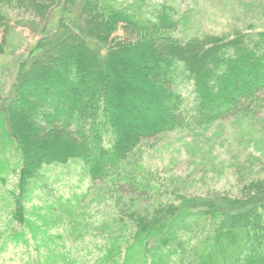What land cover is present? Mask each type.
Segmentation results:
<instances>
[{
	"label": "trees",
	"instance_id": "obj_1",
	"mask_svg": "<svg viewBox=\"0 0 264 264\" xmlns=\"http://www.w3.org/2000/svg\"><path fill=\"white\" fill-rule=\"evenodd\" d=\"M116 2L0 0V53L17 26L39 35L0 98L5 130L24 160L21 190L43 164L81 158L94 179L140 198L148 182L162 179L130 165L134 155L142 158L170 133L200 137L264 108V0L250 3L260 7L261 24L242 16L229 33L186 39L170 32L177 22L172 5L156 11L132 0L128 13ZM57 9L75 13L77 26L62 16L49 31ZM238 153L236 195L177 192L152 210L123 206L122 223L131 230L123 234L122 262L139 248L142 264H154L157 250L176 247L192 250L191 264H264V173L248 169L254 158ZM17 205L13 218L23 225Z\"/></svg>",
	"mask_w": 264,
	"mask_h": 264
},
{
	"label": "rangeland",
	"instance_id": "obj_2",
	"mask_svg": "<svg viewBox=\"0 0 264 264\" xmlns=\"http://www.w3.org/2000/svg\"><path fill=\"white\" fill-rule=\"evenodd\" d=\"M129 2L132 0H117L116 4H124L125 10ZM145 3V8L156 6V11L160 5H172L177 22L170 32L185 39L205 33H229L242 16L246 20L258 19L257 24L262 22L258 17L260 7L256 3L252 7L251 0H145ZM71 12L62 14L57 9L49 31L56 30L62 16H67L71 27L77 26L76 15ZM118 35H123L122 31ZM9 38L7 51L0 53V98L10 91L21 60L39 35L17 26ZM5 118L0 113V264H124L120 249L127 242L123 234L128 235L131 229L122 223L123 206L152 210L158 203L171 202L177 192L189 195L218 189L236 195L233 171L238 151L254 158L255 161L248 162L247 157H241L247 161L248 169L255 167L254 171L264 173L262 108L255 117H238L203 129L200 137L186 132L170 133L142 158L139 155L141 161L134 155L130 165L141 166L162 179L152 184L140 179V186L149 185L148 194L140 198L134 193L125 195L114 190L107 180L94 179L87 162L81 158L43 164L29 178L25 190H21L19 180L24 160L5 130ZM18 202L22 205L23 225L13 218ZM173 249L157 250L154 264H191L192 250ZM132 256L142 264L144 255L139 248ZM135 259L128 260V264H135Z\"/></svg>",
	"mask_w": 264,
	"mask_h": 264
}]
</instances>
